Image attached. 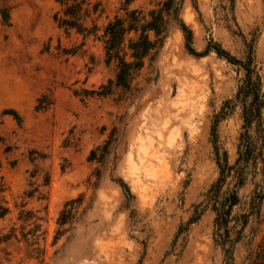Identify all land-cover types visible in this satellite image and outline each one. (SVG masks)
Here are the masks:
<instances>
[{
    "label": "rangeland",
    "instance_id": "374dc122",
    "mask_svg": "<svg viewBox=\"0 0 264 264\" xmlns=\"http://www.w3.org/2000/svg\"><path fill=\"white\" fill-rule=\"evenodd\" d=\"M166 1L134 0L129 11L150 21ZM78 4L84 33L59 23ZM176 4L195 52L216 44L254 69L264 92V0ZM125 9V0H0L9 14H0V264L225 263L208 192L218 156L230 165L239 157L247 71L215 50L191 54L164 12L162 48L129 90L119 87L105 33ZM139 35L120 47L128 61ZM260 179L250 176L240 197ZM250 231L234 264L259 251L264 204Z\"/></svg>",
    "mask_w": 264,
    "mask_h": 264
},
{
    "label": "trees",
    "instance_id": "16d2710c",
    "mask_svg": "<svg viewBox=\"0 0 264 264\" xmlns=\"http://www.w3.org/2000/svg\"><path fill=\"white\" fill-rule=\"evenodd\" d=\"M134 0H125L126 19L117 18L115 22L109 24L105 33V45L110 59L116 58L120 61V71L117 85L126 90L130 89L131 79L135 72L140 71L145 59L155 57L164 44L166 38L167 22L164 18V12L173 16L174 20L180 22V25L186 35L187 47L191 54L203 57L213 50L233 64L243 65L247 71L245 85L239 90L237 97L249 100L244 107V132L240 138L239 157L234 165H230L227 159L222 162L218 156V166L220 175L216 183L208 192V202L212 205L216 213L214 222V240L217 246L221 247L225 253L224 264H234V251L236 245L244 239H248L246 231L251 228L250 234L256 235L257 228L263 222V204H264V92L262 82L259 77L254 78L255 70L248 64L235 60L225 50L219 48L216 44H211L205 53L197 54L191 47L192 33L180 21V7L177 6V0H167L164 8L150 13L151 20L148 21L142 17V13L137 10L129 11V6ZM80 5L69 7L66 15L69 19L59 20L61 27L77 28L79 32H86L80 21ZM4 20H9L7 11L2 12ZM56 20H58L56 18ZM143 23V24H142ZM132 33L140 34L137 39L130 38L129 51L131 61L127 60L128 54L121 56L120 47L126 38ZM154 33L156 39L152 40L151 34ZM105 88L101 95H107L111 89ZM227 157V154H225ZM256 179L261 176L259 183L251 195L242 198L239 191L248 183L249 177ZM234 182L233 188L224 191L225 186H229L228 181ZM239 208L240 213L235 214V209ZM8 209L0 207V219L5 218ZM5 241L0 236V244ZM252 239H248V243ZM250 251L248 260L251 264H264V239L259 246V251L255 253Z\"/></svg>",
    "mask_w": 264,
    "mask_h": 264
}]
</instances>
